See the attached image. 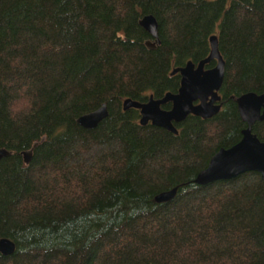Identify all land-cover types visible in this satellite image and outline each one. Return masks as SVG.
<instances>
[{"label": "trees", "instance_id": "obj_1", "mask_svg": "<svg viewBox=\"0 0 264 264\" xmlns=\"http://www.w3.org/2000/svg\"><path fill=\"white\" fill-rule=\"evenodd\" d=\"M211 35L224 64L213 117L172 134L122 110L175 93L170 72L205 58ZM263 91L264 0H0V238L15 245L0 264H264L260 176L192 182L240 139L235 99ZM102 103L96 128L76 125ZM251 133L264 142V122Z\"/></svg>", "mask_w": 264, "mask_h": 264}, {"label": "water", "instance_id": "obj_2", "mask_svg": "<svg viewBox=\"0 0 264 264\" xmlns=\"http://www.w3.org/2000/svg\"><path fill=\"white\" fill-rule=\"evenodd\" d=\"M138 26L150 37L144 44L147 48H154L158 44L157 22L152 15H143L137 21ZM209 52L207 56L196 65L190 61L182 67L175 68L170 75L178 74L179 86L176 93H166L159 99L149 96L145 101L138 102L124 99L121 102L123 111L135 109L139 114V125L149 124L177 134L173 124L182 122L187 116L201 119L213 117L220 106L217 90L223 77V61L217 50V37L211 35L207 39ZM215 65L207 70L203 66L209 61ZM197 101V104H194ZM170 103L169 110L160 109L161 105ZM237 112L246 127L240 132V139L226 149L217 150L208 160L205 168L200 170L193 179V184L206 186L218 181H228L248 173H257L264 182V142H260L252 133L251 126L254 122L264 121V92L256 95L245 93L236 99ZM107 117L104 103L97 109L76 118L77 126L84 130H93ZM9 152L0 149V158L8 156ZM24 164L30 158V151L20 153ZM175 195V189L156 194L155 203L169 202ZM15 245L9 238H0V255L9 257L13 255Z\"/></svg>", "mask_w": 264, "mask_h": 264}, {"label": "flooded vegetation", "instance_id": "obj_3", "mask_svg": "<svg viewBox=\"0 0 264 264\" xmlns=\"http://www.w3.org/2000/svg\"><path fill=\"white\" fill-rule=\"evenodd\" d=\"M203 59H204V58H203ZM203 59H201V60H203ZM201 60H199V61H201ZM199 61H198V62H199ZM187 62H188V61H187ZM190 62L193 63L194 65H196V64L198 63V62H192V61H190ZM209 62H211V61H209ZM212 62H214V64H213V66H214V65H215V61L212 60ZM206 64H208V63H206ZM206 64H205V65H206ZM205 65L203 66V70H207V69H210V68L213 67V66H211L210 68H206ZM181 67H182V66H181ZM178 68H179V67H178ZM178 86H179V85H178ZM263 92H264V91H263ZM263 92H262V93H263ZM175 93H176V92H175ZM247 93H252V92H247ZM173 94H174V93H173ZM244 94H245V93H244ZM217 95L219 96V101L215 102V104H218V105L221 107V103H220V99H221V97H220V95L218 94V90H217ZM256 95H257V94H256ZM258 95H259V94H258ZM240 96H241V95H240ZM153 99H154V98H153ZM236 99H237V98H236ZM236 99H235V103H236ZM194 104H197V101H196ZM163 106H167L166 109H164ZM170 106H171L170 103H166V104H164V105H161V106H160V109H162V110H169V109H170ZM236 108H237V103H236ZM219 110H220V108H219ZM237 113H238V112H237ZM238 116H239V115H238ZM198 118H199V117H198ZM239 118H240V117H239ZM200 119H201V118H200ZM209 119H210V118H209ZM202 120H206V119H202ZM240 120H241V119H240ZM241 122H242V121H241ZM256 122H258V121H256ZM256 122H254L253 124H255ZM261 122H264V121H261ZM180 123H181V122H180ZM177 124H178V123H177ZM253 124H252V125H253ZM174 125H175V124H173V127H174ZM244 126L246 127L245 124H244ZM245 127H244V128H245ZM241 131H242V130H241Z\"/></svg>", "mask_w": 264, "mask_h": 264}, {"label": "rangeland", "instance_id": "obj_4", "mask_svg": "<svg viewBox=\"0 0 264 264\" xmlns=\"http://www.w3.org/2000/svg\"><path fill=\"white\" fill-rule=\"evenodd\" d=\"M21 159H23L22 156H21ZM28 162H29V161H28Z\"/></svg>", "mask_w": 264, "mask_h": 264}]
</instances>
